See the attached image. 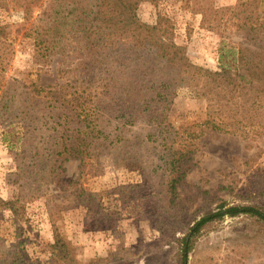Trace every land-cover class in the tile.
Here are the masks:
<instances>
[{"label":"rangeland","instance_id":"1","mask_svg":"<svg viewBox=\"0 0 264 264\" xmlns=\"http://www.w3.org/2000/svg\"><path fill=\"white\" fill-rule=\"evenodd\" d=\"M237 2L139 0L136 15L148 25L161 20L159 23L173 42L183 47L191 63L210 69H218L222 64L235 67L238 49L248 43L243 32L227 20L226 6H235ZM97 4L98 0H73L74 8L93 10ZM45 6L44 0H0V26H8L16 35L1 79L26 82L29 72L39 67L33 60L34 42L24 34L38 23ZM54 67H58L57 62ZM52 70L49 67L41 71L44 82L50 80L45 73ZM171 91L166 119L174 128L208 116V101L191 86H174ZM23 92L22 87L15 91L19 95ZM48 104L40 101L38 118L52 112ZM53 111L50 118L56 120L55 130H63L68 113L59 108ZM240 113L249 126L247 133L207 129L196 140V150L186 164L178 194L181 207H177L191 220V225L203 213L216 211L219 203L224 208L240 206L241 210L254 206L264 216V98L250 101ZM144 117L152 118L147 112ZM147 128L157 136L158 128ZM43 130L55 132L45 127ZM21 131L20 124L5 125L0 118V197H17L19 185L24 182V189L36 184L39 191L33 197L22 191L24 220L0 208V264H15L18 256L24 264H182L184 240L190 241L186 264H264L262 216L240 211L233 216L225 214L196 236H188L186 229L172 232L157 216H152L156 210L148 203L157 206L158 201L143 197L144 171L132 162L111 158L120 154L118 150H113L111 156L102 153L86 159L81 173L80 159L67 158L62 163L64 171L60 172L59 181L50 179V161L31 180L21 179L19 173L24 172V167H18L20 160L16 158L23 148ZM40 134L43 133L37 135L39 144ZM145 166L149 168L147 163ZM165 168L167 164L159 167V172L167 174L169 170ZM70 180L74 182L71 186H61L60 183ZM52 220L69 244L72 262L56 259L49 250L54 241Z\"/></svg>","mask_w":264,"mask_h":264},{"label":"trees","instance_id":"2","mask_svg":"<svg viewBox=\"0 0 264 264\" xmlns=\"http://www.w3.org/2000/svg\"><path fill=\"white\" fill-rule=\"evenodd\" d=\"M44 1L40 20L24 34L34 42L33 60L39 66L29 72L26 82L1 79L16 35L8 26H0V118L5 125L21 126L23 148L16 154L18 167H24V172L19 173L21 179L31 180L50 161V179L59 181L67 158L80 159L81 173L86 159L102 153L111 156L113 150H118L120 154L111 158L132 162L144 171L143 197L158 201L157 206L148 203L156 210L152 216L172 232L186 229L187 235L196 236L225 214L233 216L240 211L262 216L254 206L241 210L240 206L224 208L219 203L216 211L203 213L191 225V220L177 210L181 207L178 194L186 164L193 159L197 138L207 129L247 133L249 126L240 111L250 101L264 98V0H238L235 6H226L227 20L243 32L248 43L238 49L235 67L222 64L218 69L188 61L183 47L173 42L159 23L161 20L155 25L141 22L136 15L139 0H98L93 10L74 8L73 0ZM49 67L53 70L45 76L50 80L44 82L41 71ZM184 85L206 98L208 116L174 128L167 122L166 110L171 89ZM18 87L24 89L23 95L15 93ZM40 101L49 103L47 108L52 112L38 118ZM55 108L68 113L63 130H55L56 120L50 118ZM145 112L152 118L144 117ZM147 126L158 128L157 136L147 131ZM44 127L55 130L54 134L46 133ZM38 133H43L40 144ZM165 164L169 172L160 173L159 167ZM73 183L70 180L60 184ZM26 184L19 185L17 197H0V208L19 220H24L25 212L22 191L26 190L28 197L39 191L36 184L24 189ZM52 222L54 241L49 250L56 259L72 262L69 244ZM184 242L182 264H186L190 245V241ZM13 262L25 261L18 256Z\"/></svg>","mask_w":264,"mask_h":264}]
</instances>
